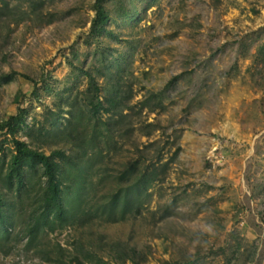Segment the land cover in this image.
Wrapping results in <instances>:
<instances>
[{
	"label": "rangeland",
	"instance_id": "rangeland-1",
	"mask_svg": "<svg viewBox=\"0 0 264 264\" xmlns=\"http://www.w3.org/2000/svg\"><path fill=\"white\" fill-rule=\"evenodd\" d=\"M97 1L0 0V124L27 111L0 132V264H264V0H105L93 35ZM16 141L91 159L96 209L140 179L146 204L31 241L47 177L12 176Z\"/></svg>",
	"mask_w": 264,
	"mask_h": 264
},
{
	"label": "trees",
	"instance_id": "trees-1",
	"mask_svg": "<svg viewBox=\"0 0 264 264\" xmlns=\"http://www.w3.org/2000/svg\"><path fill=\"white\" fill-rule=\"evenodd\" d=\"M96 10L97 17L92 25L93 35L103 30L110 21L105 0L97 1ZM98 113L99 106H93V114L97 116ZM26 114L27 111L21 109L17 116L2 122L0 132L8 131L15 135ZM16 145L17 155L12 162V176L17 175L22 180L24 166L35 167L37 164H41L45 169L44 176L47 177L45 187L36 199L38 209L31 212L27 223V234L30 236L31 241H34L38 233L44 230L45 227H49L54 231L59 222L62 223L61 227L63 228L72 225L77 219H93L105 216L107 222L122 221L129 214L139 213L142 206L146 204L141 201V197L147 194L146 182H144V179H140L122 189L108 202L104 203L101 208L96 209L89 205L88 200L93 187L91 175L89 178L84 177L85 172L91 173V159H77L74 155L58 152L56 156L60 158L62 163L60 165L52 157L34 151L20 141H16ZM83 167H86L85 171H83ZM77 169L80 173L72 177V171ZM20 184L24 185V181H20ZM27 189L28 186L26 188V185H24L23 190L25 193ZM147 198H149V195H147ZM9 229L4 204L0 196V238L10 236Z\"/></svg>",
	"mask_w": 264,
	"mask_h": 264
}]
</instances>
